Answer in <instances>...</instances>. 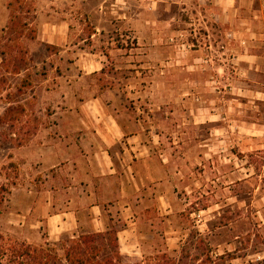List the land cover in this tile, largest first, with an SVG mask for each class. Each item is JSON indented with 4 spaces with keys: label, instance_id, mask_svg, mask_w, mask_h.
<instances>
[{
    "label": "rangeland",
    "instance_id": "obj_1",
    "mask_svg": "<svg viewBox=\"0 0 264 264\" xmlns=\"http://www.w3.org/2000/svg\"><path fill=\"white\" fill-rule=\"evenodd\" d=\"M10 1L0 0V51ZM29 2L24 20L36 37L21 43L30 86L19 91L25 73L0 72V241L54 248L62 259L60 242L98 233L84 217L82 230L50 234L44 203L62 208L67 194L39 165L55 128L84 121L69 113L90 112L142 132L160 167L106 209L102 232L118 233L123 258L177 256L187 245L186 264H203L206 252L212 264H264V0ZM61 18L62 39L51 28Z\"/></svg>",
    "mask_w": 264,
    "mask_h": 264
},
{
    "label": "crops",
    "instance_id": "obj_2",
    "mask_svg": "<svg viewBox=\"0 0 264 264\" xmlns=\"http://www.w3.org/2000/svg\"><path fill=\"white\" fill-rule=\"evenodd\" d=\"M99 19L104 29L106 18ZM124 20L116 18L120 23ZM51 24L47 22L45 27L49 29ZM51 28L58 38L61 34L67 35L68 18H61ZM96 71L103 69L86 75H95ZM69 115H84L79 117L84 121L76 127L55 128L54 137L43 143L39 156L40 167L51 169L57 187L62 183L67 194L62 208L59 203L55 208L51 201L44 203L45 224L55 239L82 230L84 217L96 232L107 230L103 228L109 216L106 209L120 206L126 192L136 195L143 190L145 177L158 179L160 173L159 163L154 162L152 152L144 144L142 132L126 133L113 116L103 122L99 118L101 113L95 118L90 117V112L72 111ZM91 119L96 121L93 123Z\"/></svg>",
    "mask_w": 264,
    "mask_h": 264
},
{
    "label": "trees",
    "instance_id": "obj_3",
    "mask_svg": "<svg viewBox=\"0 0 264 264\" xmlns=\"http://www.w3.org/2000/svg\"><path fill=\"white\" fill-rule=\"evenodd\" d=\"M31 2L29 0H11L7 9L9 11V22L2 31L5 42L1 46L0 72L5 75H21L25 73L19 91L22 88L30 86L28 83V61L27 51L21 43V38L27 35L34 40L36 31L32 28V23H28L24 18H31ZM22 9H28L25 16L20 14ZM95 32H92L94 34ZM91 34V35H92ZM3 89L7 80L3 78ZM9 97L10 94L8 93ZM19 112L23 113V106L17 107ZM14 111L9 106L5 112L8 116ZM8 190L0 187V214L5 201V194ZM1 239V238H0ZM109 243L106 245L105 243ZM190 247L185 245L180 254L171 256L168 253H155L153 256L144 257L141 261L132 262L123 258L119 251L117 232H98L91 234H82L73 239H67L59 243L58 250L63 254L62 259L57 255V250L44 246H31L25 243H2L0 241V264H50L51 261L61 260L66 264H186L184 261L190 258ZM206 258L203 264H212L214 260L210 253H205ZM126 259V260H125ZM198 259L191 258L190 262Z\"/></svg>",
    "mask_w": 264,
    "mask_h": 264
}]
</instances>
